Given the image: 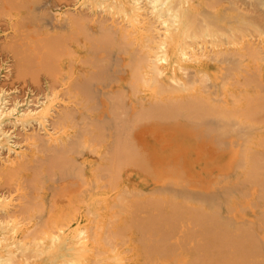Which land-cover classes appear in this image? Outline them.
<instances>
[{
    "label": "bare ground",
    "instance_id": "bare-ground-1",
    "mask_svg": "<svg viewBox=\"0 0 264 264\" xmlns=\"http://www.w3.org/2000/svg\"><path fill=\"white\" fill-rule=\"evenodd\" d=\"M68 3L0 2V264H264V0Z\"/></svg>",
    "mask_w": 264,
    "mask_h": 264
},
{
    "label": "rangeland",
    "instance_id": "rangeland-1",
    "mask_svg": "<svg viewBox=\"0 0 264 264\" xmlns=\"http://www.w3.org/2000/svg\"><path fill=\"white\" fill-rule=\"evenodd\" d=\"M2 1H4V0H0V2H2ZM7 1V0H6ZM64 1V3H68V6L69 5H71V2H72V0H70V1H68V2H66L67 0H63ZM68 6H65V7H68ZM65 7H63V8H65ZM29 8V7H28ZM27 7H25L24 8V10H23V14L25 15L24 17L26 18V20L28 19L27 17V15H28V13L27 12H29V9H28ZM53 9V11L54 12H56V7H52ZM56 9V10H55ZM60 9H62V7H60ZM5 11L3 12V15H2V19H3V21H4V23H3V26H5V24L6 25H8L7 24V20H9L11 23H13V17H11L12 15H10V12L7 14V12L9 11V10H6V9H4ZM7 11V12H6ZM11 11V10H10ZM6 14H7V16H6ZM40 15H44L43 13H40ZM10 17V18H9ZM21 29H23L21 26H20V29L18 30V33H19V31L21 30ZM3 30V29H2ZM15 30H16V28H11V27H8L7 29H5V31H1L0 30V45L2 46V43L3 44H5L4 42H5V40L6 39H12V35H14L15 34ZM2 37L4 38V39H2ZM4 41V42H3ZM16 44V43H15ZM17 45V44H16ZM15 45V46H16ZM27 44H25V45H23L24 46V48H25V46H26ZM21 47H23L22 45H20ZM20 46H16L17 47V49L19 48V50H20V52L22 53H20V55H17L16 54V52L12 49V51H14L13 53L14 54H16L18 57H27V52H25L23 49H21L20 48ZM15 47V48H16ZM23 51V52H22ZM26 53V54H25ZM22 55V56H21ZM1 56V55H0ZM28 62H25V67L23 66L22 68H16L17 67V63H16V61H15V59H13V58H0V87L1 88H5V89H7L8 91H10V92H12L13 94H18V95H22V97H24V96H29V95H26L27 94V92H34V93H37V85H39L38 86V88L39 89H41V88H43L44 89V85H45V82L47 81L46 79H49L47 76H49V74H46V73H42V72H39V81L38 82H36L35 80H34V77L32 76V75H34V74H31L30 73V71L31 72H35V68L36 67H33V63L30 61L29 62V64H27ZM30 63H31V66H30ZM28 65V66H27ZM16 66V67H15ZM26 66H27V68H26ZM15 67V68H14ZM29 67V68H28ZM33 67V68H32ZM24 68V73H21L20 75H21V77H19L20 75H18L17 74V72H18V70H19V72H21L22 71V69ZM14 69V70H13ZM26 69H28V71H26ZM29 69H30V71H29ZM36 71H37V69H36ZM14 72V73H13ZM18 72V73H19ZM31 74H29V73ZM25 73L28 75H25ZM12 74L14 75V76H12ZM24 75V76H23ZM23 76V77H22ZM13 77H14V79H13ZM19 77V78H18ZM32 77V78H31ZM43 79V80H42ZM32 80H34V81H32ZM41 80H42V82H44V84L41 82ZM51 80V79H50ZM52 81V80H51ZM53 82V81H52ZM56 82V81H55ZM36 83V84H35ZM38 83V84H37ZM41 85H40V84ZM55 83L53 82V84H52V86L54 85Z\"/></svg>",
    "mask_w": 264,
    "mask_h": 264
}]
</instances>
